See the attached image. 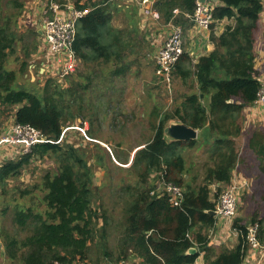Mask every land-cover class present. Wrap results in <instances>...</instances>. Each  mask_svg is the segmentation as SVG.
I'll list each match as a JSON object with an SVG mask.
<instances>
[{
    "label": "trees",
    "instance_id": "obj_1",
    "mask_svg": "<svg viewBox=\"0 0 264 264\" xmlns=\"http://www.w3.org/2000/svg\"><path fill=\"white\" fill-rule=\"evenodd\" d=\"M74 1L80 9H91L77 24L75 50L79 59L84 64L107 63L113 56V47H119L123 36L122 31L111 26L113 0H87L83 4L82 0ZM218 2L213 10L214 19L233 20L234 24L227 26L220 36H212L215 50L201 57L197 64H193L185 51L173 78L181 81L187 93L181 96L183 100L172 112L163 114L160 123L154 127L153 138L136 152L132 164L142 184L148 185L153 175L158 174L160 179L183 187L185 201L177 208L170 204L167 196L153 194L156 188L142 190L138 185L121 188L130 199L126 206L127 227L118 248L124 262L135 255L146 264H194L201 251H211L208 235L204 233L212 230L217 220L209 213L216 208V202L210 197V186H217L215 196H218L222 186L231 185L239 160L237 139L241 137L243 111L254 104L261 88L255 69L254 47L264 8L262 0ZM155 7L164 24L179 25L186 32L193 25L187 16L196 11L197 0H159ZM15 40L9 27L0 26V106L15 108L16 122L34 126L53 142L35 146L19 161L6 162L0 168V179L14 175L31 159H43L60 150L63 141L57 142L65 128V108L60 106L64 93L57 86L52 87L54 79H50L37 94L15 86L17 73L7 70L5 65ZM170 121H179L200 131L199 139L189 142L166 140L164 129ZM249 145L264 175V130H256ZM196 146L205 147L212 162L205 183L201 184L192 177L194 171L184 157L185 149ZM68 152L79 170L76 173L67 170L54 179L44 178L52 190L51 204L55 210L50 222L31 211L14 216V223L20 230L33 224L37 232L25 239L10 236L5 239L12 260L21 256L23 264H72L89 259L97 215L90 208L87 164L73 148ZM255 223L259 225V238L264 243V219L253 215L249 225ZM233 228L241 231L238 244L232 250L222 251L211 264L243 263L248 251L247 226L235 220ZM191 248L198 251L189 254Z\"/></svg>",
    "mask_w": 264,
    "mask_h": 264
},
{
    "label": "rangeland",
    "instance_id": "obj_2",
    "mask_svg": "<svg viewBox=\"0 0 264 264\" xmlns=\"http://www.w3.org/2000/svg\"><path fill=\"white\" fill-rule=\"evenodd\" d=\"M36 1L0 0V26L9 27L16 39L13 52L9 55L5 65L7 70L17 73L15 86L18 89L23 88L37 94L42 92L50 79H54L55 83H52V87L57 86L64 93L60 102V106L65 108L64 139L60 144V150L51 152L43 159H31L14 175L6 179H0V214L10 213V215L15 216L19 212L27 214L31 211L50 222L55 210L51 204L52 190L45 183L44 178L54 179L67 170H71L73 173L79 170V165L75 163L68 152L69 148H73L87 164L85 171L90 187V208L97 215V218H95L97 219V221L95 220L96 235L91 243L92 252L87 262L89 264H95L94 261H98L99 264H120L123 262L124 257L119 254V236L113 227L107 226L108 219L106 217L109 214L108 216L115 219V222L123 224V213L126 209L122 202L115 204L111 197L122 198L121 200L123 198L128 199L121 192V188L130 185H138L142 190L145 188L155 189L160 184V176L154 174L148 185H144L139 179L137 169L132 166L136 154L133 152L132 155H129V153L136 144L141 142L126 139L125 130L127 131L128 128L136 129L135 126L124 124L121 119L114 117L115 113L106 99L107 93L103 89H99V87L106 88L107 85H113L111 89L116 87L107 77V63H102V66H100L102 67L101 75L95 76H93V71L99 69V65L94 63L80 64L73 75L62 81L54 78L51 71H45V74L42 73L44 64L49 62V56L39 34L42 10L39 11V7L30 9ZM65 1L67 3L75 2L74 0ZM20 4H22V7H20ZM159 22L161 25H166L162 20H159ZM232 22L233 20H229L223 26H230L233 24ZM220 23L222 22H216L213 26L215 27ZM260 37H262V34L258 30L256 32L257 41ZM29 71H32L35 80L33 82H30L31 73ZM85 86H88V88L83 89ZM162 90L163 105L167 108L165 113L172 112L176 105L183 100L181 96L187 93V88L175 77L171 89L169 90L164 85ZM15 113V108L0 106V140L12 128L15 122ZM85 119H89L88 121L91 124H95L90 125V129L88 128L83 134L79 128H83ZM137 130L139 129L135 131ZM93 137L99 141L93 140ZM205 152L206 148L203 146H196L192 149L187 148L184 152L187 164L191 165L192 171H194L192 177L197 178L198 184L205 183L207 170L212 166L209 155ZM21 159L22 157H18L16 154L13 155L12 148L7 145L0 146V168L6 162ZM262 183L263 181L260 182V185ZM228 187L230 186H222L220 188L221 192ZM245 191H242L239 196L237 216L233 222L236 220L239 224L242 223L248 227L253 215L259 217L262 213L264 196L262 201L259 198L260 195L256 198V195L262 192L261 188H257L254 195H251L253 193L248 195ZM221 192L218 196H215L217 186L215 184L210 186V197L216 202V205ZM252 211H255V214ZM101 221L104 222L103 227L99 226ZM10 232H1L4 240H7L8 236L25 239L37 232V229L33 224H30L25 229L20 230L17 227L14 232L12 230ZM107 233L109 237L105 239L103 236ZM204 233L208 235L209 239L210 231H204ZM105 253L108 255L105 256ZM20 257L12 260L8 256L7 263L23 264Z\"/></svg>",
    "mask_w": 264,
    "mask_h": 264
},
{
    "label": "crops",
    "instance_id": "obj_3",
    "mask_svg": "<svg viewBox=\"0 0 264 264\" xmlns=\"http://www.w3.org/2000/svg\"><path fill=\"white\" fill-rule=\"evenodd\" d=\"M43 1L44 0H37L30 9L39 7V11H41V2ZM85 1L87 0H82V2ZM139 1L140 0L112 1L111 26L115 30L123 31L119 47H113L111 51L113 56L110 58V61L107 62V77L110 78V82L114 83L116 87L114 89H111L113 85H107L106 88L99 87V89H103V91L107 93L106 99L115 113L114 117L121 119L124 124L135 126L136 129H139L137 131L131 128H128L127 131L125 130V134L127 135L126 139L141 142L133 147L129 155H132L133 152L144 147L145 143L153 138L155 133L154 127L160 123L163 114L167 110L163 105L164 99L162 89L164 85L156 75L157 64L155 58L158 50L163 45L170 32V28L167 24L161 25L159 21H154L145 16ZM206 3L213 6L219 4L217 0H206ZM260 18L261 20L258 22L257 30L262 34V37L257 41L255 35L254 52L256 56L255 69L259 74L258 76L261 82L264 81V8ZM228 21V19L218 21L222 23L217 24L210 30L191 27L188 31H184L185 51L190 55L194 65L198 63L201 57L207 56L215 50L212 36H220L226 28L223 26L224 23ZM232 23L234 24V21ZM102 62L104 61L94 63L99 65V69L93 71V76L101 75L102 67L100 66H102ZM29 73H31L30 82L35 81L32 71H29ZM91 116L95 117L93 114H91ZM85 120V123L83 122V128L87 131L88 128L90 129V125L95 123L91 124L90 121H88L89 119ZM176 122L179 121H170L168 125ZM240 126L242 128L241 137L237 139V144L240 145L239 160L233 171L231 184L243 186V191L246 190L245 192L248 193V195L251 193H253L251 195H254L255 190L261 188L262 192L257 194L256 198L260 195L259 198L262 201V197L264 196V175L260 172V163L249 144L256 130H264V105L253 104L245 107L243 111V120L240 121ZM199 137L200 131H198V139ZM93 140L99 141L95 137H93ZM11 157L13 158V156ZM261 181H263V183L260 185ZM213 188L215 189L214 186ZM111 199L115 201V204L122 202L126 209L123 213V224L115 222V219L108 216L109 214H107L106 217L108 219L106 222L107 226L113 227L119 236L118 246L120 248L122 241L121 235L124 234L127 227L126 206H128L129 200L125 198L121 200L122 198L117 199L112 197ZM254 212L255 211H252V213ZM259 219H264V202ZM99 223L100 227L104 226L103 221ZM15 229H17V226L14 223V215H10V213L0 214V264H8L6 242L1 232L11 233L10 230L14 232ZM209 234L208 246L211 251H201L194 264H211L222 251L232 250L238 244L237 240H239V237L234 235L230 223L220 217H217L215 227L210 230ZM108 235L107 233L103 237L106 239L109 237ZM195 249L197 250V248ZM122 263L146 264L143 263V259H139L135 257V255H131L129 260L126 262L123 261L120 264Z\"/></svg>",
    "mask_w": 264,
    "mask_h": 264
},
{
    "label": "built area",
    "instance_id": "obj_4",
    "mask_svg": "<svg viewBox=\"0 0 264 264\" xmlns=\"http://www.w3.org/2000/svg\"><path fill=\"white\" fill-rule=\"evenodd\" d=\"M159 0H140L139 4L148 18L154 21L160 20V14L156 10ZM218 2V0H217ZM82 4L84 2H81ZM264 7V0H262ZM216 6L197 0V7L194 14L187 16L193 23L192 27L202 30H210L211 26L218 22L214 19L213 10ZM42 21L39 34L42 43L48 51L49 62L44 64L42 73L51 71L54 78L64 80L73 75L81 64V60L75 50L78 21L90 12V8L80 9L76 3L65 0H44L41 2ZM170 32L165 42L157 52L155 61L157 64L156 75L165 87L169 90L172 86L173 73L181 57L185 54L184 30L179 25L167 24ZM254 105H264V81H261L257 99ZM83 134L86 129L79 128ZM61 139L57 142L63 141ZM53 142L49 140L41 130L30 124L14 122L10 131L0 140V146L7 145L12 148L13 155L25 156L32 152V149L44 143ZM224 190L217 202L215 212L216 218L227 220L235 236L239 237L241 231L234 229L233 220L237 216L239 196L243 191V186L238 184L229 185ZM167 196L173 207H182L185 201V189L174 183L160 179V184L153 194ZM245 241L248 245L247 254L242 264H264V243L259 238V225L251 224L247 227ZM54 264H62L55 262ZM72 264H89L87 261L77 260Z\"/></svg>",
    "mask_w": 264,
    "mask_h": 264
},
{
    "label": "water",
    "instance_id": "obj_5",
    "mask_svg": "<svg viewBox=\"0 0 264 264\" xmlns=\"http://www.w3.org/2000/svg\"><path fill=\"white\" fill-rule=\"evenodd\" d=\"M200 1L205 2L206 0ZM164 138L170 142H189L198 139V131L182 124L181 122H176L165 127ZM136 152L134 154H136ZM209 213L216 217L217 213L215 211H210ZM196 252L197 250L195 248L189 250V254H195Z\"/></svg>",
    "mask_w": 264,
    "mask_h": 264
}]
</instances>
